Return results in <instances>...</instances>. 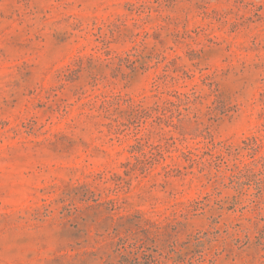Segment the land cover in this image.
<instances>
[{"label": "rangeland", "instance_id": "1", "mask_svg": "<svg viewBox=\"0 0 264 264\" xmlns=\"http://www.w3.org/2000/svg\"><path fill=\"white\" fill-rule=\"evenodd\" d=\"M0 264H264V0H0Z\"/></svg>", "mask_w": 264, "mask_h": 264}]
</instances>
